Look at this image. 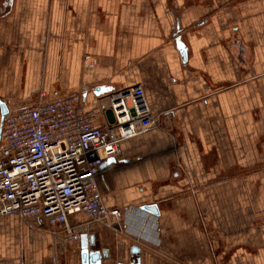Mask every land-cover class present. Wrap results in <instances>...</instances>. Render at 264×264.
Listing matches in <instances>:
<instances>
[{"label": "crops", "instance_id": "0c3cea01", "mask_svg": "<svg viewBox=\"0 0 264 264\" xmlns=\"http://www.w3.org/2000/svg\"><path fill=\"white\" fill-rule=\"evenodd\" d=\"M209 84L222 88L212 100ZM134 85L156 125L122 141L98 183L107 207L143 219L74 214V228L95 236L102 264H132L134 244L138 264H264V0H0L9 111L56 91L90 109L98 86ZM2 120L0 103V146ZM152 203L159 215L142 209ZM64 236L1 216L0 264H82L81 239Z\"/></svg>", "mask_w": 264, "mask_h": 264}, {"label": "built area", "instance_id": "2783aa9c", "mask_svg": "<svg viewBox=\"0 0 264 264\" xmlns=\"http://www.w3.org/2000/svg\"><path fill=\"white\" fill-rule=\"evenodd\" d=\"M81 101V93L65 96L56 91L50 100L41 98L3 115L0 217L17 214L62 225L69 241L82 237L71 222L74 214L107 222L110 217L125 221L128 213L138 211L133 217L143 219L141 209L107 207L98 177L102 164L119 155L122 141L156 125L144 88L95 94L90 109ZM108 112L113 119L97 125L94 118Z\"/></svg>", "mask_w": 264, "mask_h": 264}, {"label": "water", "instance_id": "95a60500", "mask_svg": "<svg viewBox=\"0 0 264 264\" xmlns=\"http://www.w3.org/2000/svg\"><path fill=\"white\" fill-rule=\"evenodd\" d=\"M180 46L183 47L182 56L185 60L186 56H187L186 49L184 47V44H180ZM110 91H112V87H110V86H98L94 92L96 95H101L104 93H108ZM0 103H1V107H2V114L5 115L9 111V109L4 102L0 101ZM113 161H114V158H110V159L106 160L102 164L101 169L104 170ZM142 209L149 211L151 213L157 214V215H159V213H160L159 206L157 203L147 204V205L143 206ZM94 245H95V236L94 235H91L89 237L87 236V234L82 235V237H81L82 264H102V259L107 258L109 256L107 253H104L100 250L93 249L92 247ZM130 252H131L132 264H138L139 263L140 247L137 244H134L131 247Z\"/></svg>", "mask_w": 264, "mask_h": 264}, {"label": "rangeland", "instance_id": "374dc122", "mask_svg": "<svg viewBox=\"0 0 264 264\" xmlns=\"http://www.w3.org/2000/svg\"><path fill=\"white\" fill-rule=\"evenodd\" d=\"M221 86H217L214 84H209V100H212L213 98H216L219 92L221 91Z\"/></svg>", "mask_w": 264, "mask_h": 264}]
</instances>
